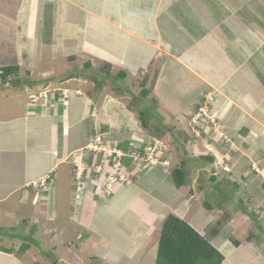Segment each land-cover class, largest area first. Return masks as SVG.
<instances>
[{
  "label": "crops",
  "instance_id": "obj_1",
  "mask_svg": "<svg viewBox=\"0 0 264 264\" xmlns=\"http://www.w3.org/2000/svg\"><path fill=\"white\" fill-rule=\"evenodd\" d=\"M10 66L21 79L11 86L0 77V216L11 219L10 230L25 225L27 206L38 210L32 223L41 221L39 206L48 207L49 222L67 207L85 230L99 224L110 244L88 259L117 264L129 251L125 258L139 264L149 247L158 251L163 222L174 214L224 254L223 264L231 237L236 250L249 246L264 259V249L239 236L263 220L256 209H264V0H0V69ZM212 92L223 131L209 140L213 155H188L177 167L185 185L172 178L179 155L152 167L133 160L129 154L152 138L154 112L160 128L171 122L177 132ZM140 95L142 108L129 102ZM210 168V182L199 184ZM254 250L247 264H259ZM6 255L0 251V262L21 259Z\"/></svg>",
  "mask_w": 264,
  "mask_h": 264
},
{
  "label": "rangeland",
  "instance_id": "obj_2",
  "mask_svg": "<svg viewBox=\"0 0 264 264\" xmlns=\"http://www.w3.org/2000/svg\"><path fill=\"white\" fill-rule=\"evenodd\" d=\"M26 77H30V74L26 73ZM28 81H31V80H28ZM141 95L137 97V100H136V97H133L132 99L130 98L129 102H131L132 100L134 101L136 106L139 105V107L141 106L142 108L144 104L138 103L140 102L141 99H143ZM37 97L38 95L32 96V100L35 102V99H37ZM218 100L219 99L217 98V95L214 94V92L208 93L206 96L202 97V99L197 102V105L194 108V110L188 112L189 116H187L188 119L186 121L187 128L180 127V129L177 132H175L177 129L173 127L174 125L171 122H169L168 129H165L162 127L160 128L159 126L160 123H158L159 122L158 120L160 117L157 116L159 113L157 110L158 113L154 112L155 115L153 116L154 117L153 120H156L158 122L153 121V126L150 128V134H151L150 136L152 138L149 141L148 145L146 144V147L142 149L137 148L136 151L135 150L132 151L129 155L131 154L141 155V156L150 155L154 157L155 160L152 159L149 161H151V163H154V164H156L158 161L161 162L163 155H179L180 159L178 162L173 163L170 161L171 169H176L178 166H180L183 162L182 160L185 157L189 158L188 160H191L190 157H188V155H208V154L213 155L211 153H215V152L213 151V149L210 150L211 144H209V140L210 138H212L211 136L218 135V129H221V131H223L222 123L219 121L220 119L216 116V113L213 110V104L216 103ZM126 103L128 104V100L126 101ZM161 110L162 109H160V111ZM201 117L203 119L202 124L201 126L198 127L197 125L199 124ZM202 128H203V131L201 132L200 130ZM167 130L170 131V134L168 133ZM130 133L131 132H128V130H126L125 136H127ZM172 133L174 134L172 135ZM175 134L177 135V138L173 137ZM199 134H200V137H198ZM166 138H168L170 141H167ZM164 140H166V142ZM102 142H103V136H102L101 143H98V144L96 143V146L102 147V145H100L102 144ZM198 147L203 148V150L199 152L197 150ZM112 149H115V148H112ZM146 149H148L147 150L148 152L146 151ZM100 150H103V149H100ZM218 150L220 152L223 151V145H220L218 147ZM111 151H109V149H106V151L103 150V152L101 153L102 154L104 153L103 155H111ZM209 151H212V152H209ZM203 153H206V154H203ZM182 155L183 157H181ZM230 155H234V154L231 153ZM126 162H129V161H126ZM136 162H139V164H143V166L148 165L146 160L144 161V160L138 159L136 160ZM199 164H201L200 161L198 165ZM149 166L152 167L153 165L149 163ZM191 167L193 168L194 165H192ZM210 170L211 172L209 173L206 172L208 175L207 180H205L203 176L199 177L198 179L199 184H205L207 182H210L209 179L212 177L211 173H212L213 168L212 169L210 168L209 171ZM116 176H113L112 178L116 177V179L121 178L125 180L127 177L126 176L124 178L120 174ZM218 177L219 179H221L220 181L223 180V178H221L220 175ZM228 178L234 181L233 180L234 178L232 177H228ZM222 186L224 188L227 187L225 183ZM39 188L37 190H39ZM40 193H41V196L39 197L41 199L40 203L45 204L46 202L43 201V197H42L44 195V192L42 193L40 191ZM215 194L211 193L210 196H214ZM218 195H220L219 191H218ZM213 199L214 198L209 197V195H207L206 201H209L212 204ZM36 201H37V197L35 198V202ZM193 205H194V211L195 209L200 208V206L197 205L195 202L193 203ZM38 208H40L39 214L41 216V221H39L38 223H35V222L32 223L28 221V219H31L29 218V215L31 214L35 215L38 210L36 211L34 208H31V206H27L25 208V215H23V216H26L28 214L27 215L28 218L26 217L27 219H25V225H22L21 223H17V225L15 226L13 230H10V228H8L14 225L12 224L11 219L7 221L5 219L6 217H3V214H1L0 216V246L4 248H8V249H14L16 252H18L21 249V247H23L24 244L28 246L30 245V247L26 249L25 251L22 252L20 250L21 252L19 253L20 254L19 256L21 257V259L18 260L13 256H9L8 254L6 255L8 256L7 259L10 260L12 258H15L16 259L15 261L18 262V264H34L35 261H37L35 262V264L36 263L37 264H104V263H100V261L99 262L96 260L92 261L91 259L87 258L90 253H93V255L96 253L100 254L101 253L100 251H104V250L107 251L110 248V244L100 237V233H97L98 230L101 229V228H98L99 224H94L92 229L85 230L83 227H81L79 224L76 223V220L74 219L71 220L70 215L67 214V210H68L67 207H65L64 209H61L62 214L60 218H58L55 221H53V218H52L51 220L53 222L52 223V222H49L50 220H48V218L50 217L48 207H46V205H42V209H41V206H39ZM256 211L260 212L259 217H261V219L263 220H260V222H258L256 219H254L257 223L253 220L252 222L250 221V223L246 225L247 228H244L245 225L242 226L241 228L243 231L239 236L242 238L241 241L245 240L248 242L249 240L256 249L260 250V249H264V209H262V211L260 209H256ZM2 212L5 213L4 210H2ZM107 216L112 221L116 217V214L112 213ZM106 225H108V223H105L104 228H106L107 231L104 230V232H106V234L108 235L110 234L108 233L110 229ZM258 227L260 228L259 232L257 233L254 232L253 234L252 231L253 230L257 231ZM249 231H251L252 233ZM33 232L35 233L33 234ZM247 236H249L248 239L246 238ZM30 238L33 240V243L30 242ZM235 247L231 248V251L226 250V256L228 260L227 263L231 259L235 262H238L239 264H247V262L251 260V258H253L254 254L252 252L254 248L251 249L249 246L242 245L239 250H236ZM156 251H157V247L156 249L154 247H149L148 250L145 251V255L136 257V259L139 258L140 261L137 260L140 262L139 264H153L155 261L154 259L156 257ZM123 252L117 255L118 259L121 258L119 259V262L117 264H135L133 262L129 263L128 258H125L124 253L131 255L129 254V251L124 252V253ZM254 253H255V250H254ZM255 255L258 256L259 264H264V259L261 258V255H259V252L257 254L255 253ZM3 258H0V261ZM0 264H6V263L0 262ZM8 264H10V261H8ZM253 264H256V262H253Z\"/></svg>",
  "mask_w": 264,
  "mask_h": 264
},
{
  "label": "trees",
  "instance_id": "obj_3",
  "mask_svg": "<svg viewBox=\"0 0 264 264\" xmlns=\"http://www.w3.org/2000/svg\"><path fill=\"white\" fill-rule=\"evenodd\" d=\"M19 74L20 68L18 66L0 69L2 82L11 86H17L21 82ZM142 95L146 98L148 93L143 92ZM146 114L145 112L141 113L142 123L145 127H147L144 118ZM207 159L210 160L209 158ZM172 178L178 187L185 185L187 182L185 169L181 167L175 169L172 173ZM250 216L255 218L253 215ZM230 240L234 246H240V242L235 237H231ZM30 242L33 243L31 238ZM29 247L30 245L24 244L20 250L23 252ZM20 250L16 252L14 249L0 246L1 252L11 255L16 254L19 256ZM224 260V254L187 221L174 214H169L166 217L161 227L155 264H223Z\"/></svg>",
  "mask_w": 264,
  "mask_h": 264
},
{
  "label": "built area",
  "instance_id": "obj_4",
  "mask_svg": "<svg viewBox=\"0 0 264 264\" xmlns=\"http://www.w3.org/2000/svg\"><path fill=\"white\" fill-rule=\"evenodd\" d=\"M101 141H102V135L101 136H99L98 138H97V142L98 143H101ZM148 149H146V151H147ZM148 152V151H147ZM149 158H145V155H134V158L136 159V160H138V159H141V160H150V159H154V157H152V156H150V155H147Z\"/></svg>",
  "mask_w": 264,
  "mask_h": 264
},
{
  "label": "clouds",
  "instance_id": "obj_5",
  "mask_svg": "<svg viewBox=\"0 0 264 264\" xmlns=\"http://www.w3.org/2000/svg\"><path fill=\"white\" fill-rule=\"evenodd\" d=\"M64 104L65 105H68V97H66V100L64 101ZM201 119H202V117H201ZM203 120V119H202ZM101 136V135H100ZM154 156V155H153ZM131 157H133L134 158V155H132ZM158 157V156H157ZM157 157H156V159H157ZM145 158H148V156L147 155H145ZM135 162H136V159L134 158L133 159ZM150 160H152V159H150ZM153 160H155V159H153ZM145 161V160H144ZM146 162L149 164H152V165H154V163H151V161H149V160H146ZM157 163H160L159 161L157 162ZM127 179V178H126ZM124 180V179H123Z\"/></svg>",
  "mask_w": 264,
  "mask_h": 264
}]
</instances>
